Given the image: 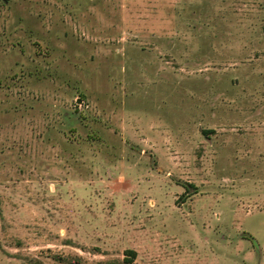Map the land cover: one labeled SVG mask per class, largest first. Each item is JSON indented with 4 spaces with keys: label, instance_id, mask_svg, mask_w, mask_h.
Masks as SVG:
<instances>
[{
    "label": "rangeland",
    "instance_id": "obj_1",
    "mask_svg": "<svg viewBox=\"0 0 264 264\" xmlns=\"http://www.w3.org/2000/svg\"><path fill=\"white\" fill-rule=\"evenodd\" d=\"M126 249L264 264V0H0V264Z\"/></svg>",
    "mask_w": 264,
    "mask_h": 264
},
{
    "label": "trees",
    "instance_id": "obj_2",
    "mask_svg": "<svg viewBox=\"0 0 264 264\" xmlns=\"http://www.w3.org/2000/svg\"><path fill=\"white\" fill-rule=\"evenodd\" d=\"M191 186H193V185L191 184ZM126 253L130 254V257H124L123 262H124V264H131V260H132V257L134 255V251L132 249H126ZM76 264H83V263L77 261Z\"/></svg>",
    "mask_w": 264,
    "mask_h": 264
}]
</instances>
